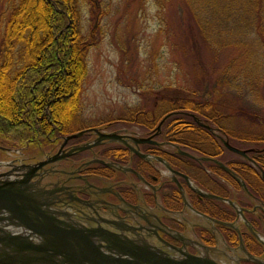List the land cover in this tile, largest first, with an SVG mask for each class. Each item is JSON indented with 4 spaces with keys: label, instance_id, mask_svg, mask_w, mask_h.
<instances>
[{
    "label": "flooded vegetation",
    "instance_id": "obj_1",
    "mask_svg": "<svg viewBox=\"0 0 264 264\" xmlns=\"http://www.w3.org/2000/svg\"><path fill=\"white\" fill-rule=\"evenodd\" d=\"M169 111L174 112L168 116H189L208 132L211 139L202 142L194 131L191 133L197 137L188 138L192 142L184 137H168L166 131L169 129L165 127L162 130L168 116L156 127L166 112L155 118L147 128H140L141 131L120 127L100 128L92 124L78 129L81 130L78 136L67 138L66 143L70 146L91 143L97 131L114 132L144 156L132 151L120 140L105 138L96 145L87 146L79 152L80 156H75L78 152L73 151L70 157H64L65 161L78 160L77 163H68L67 166L62 162L60 167H43L38 161L44 162L46 158L36 160L30 165H19L17 171L16 166L14 170H10L11 167L1 170L0 183L6 179L26 177L39 205L49 209L63 222L114 233L132 243L161 251L173 259L185 257L186 252L207 257L217 264H230L229 260L237 264H264V147L234 144L232 136L229 140L228 133L223 130V135L220 126L204 115L182 109ZM174 128L181 134L182 129ZM132 137H148L154 142H133ZM226 138L230 144L243 149L244 154L224 146L222 139ZM200 143H209L213 151L201 150ZM116 145L126 148L125 156L103 149ZM69 148L61 147L58 154H65ZM51 155L50 152L46 157ZM95 158L110 161L111 164L94 161ZM190 165L200 169L205 180L197 179L186 168ZM54 170L65 173V177L51 175L41 182L45 171L56 174ZM163 171L167 172L166 175ZM116 174L121 177L116 178ZM206 180L209 184L204 182ZM197 189L216 197L203 195ZM101 238L95 236L97 244L105 243Z\"/></svg>",
    "mask_w": 264,
    "mask_h": 264
},
{
    "label": "rangeland",
    "instance_id": "obj_2",
    "mask_svg": "<svg viewBox=\"0 0 264 264\" xmlns=\"http://www.w3.org/2000/svg\"><path fill=\"white\" fill-rule=\"evenodd\" d=\"M169 1L173 4L171 7L174 11L178 1ZM12 2L16 3L15 0H0V35ZM167 2L168 0L163 1L160 10L153 0H75L77 25L87 47L85 73L80 82V108L72 116L69 131L92 124H97L100 128L120 127L141 131L140 128H147L170 105L178 106V101H187L195 105V114L214 120L220 126L222 134L225 135L223 130L226 131L230 137L228 139H233L234 144L237 142L238 145L254 144L264 147V69L261 75L258 76L257 73L258 78L241 79L238 76L234 80L229 78L228 82L219 79L223 76V67L230 58L237 56L238 50L223 48L210 56L202 50L197 55L188 50H180L183 25L176 15L171 14L172 9L171 12L167 9ZM171 30L174 34L169 33ZM171 40L179 44L177 48H173ZM20 49L19 46H14L6 52L3 47L0 51L1 59L7 57L12 61L9 73L14 72L21 64ZM239 66L235 61L227 75L234 73ZM11 93L12 89L9 87L8 94L0 96L1 108L7 111L11 106L10 101L15 99ZM170 124L174 125L175 121ZM64 135L65 133L55 134L41 144L27 141L16 146L0 145V171L10 167V170H14L19 165L45 158L43 167H60L62 162L67 166L68 163H77L78 160L64 159L74 152L58 154V151L61 153V147H71V144L62 139ZM193 136L196 135H192L187 127L177 137H184L188 141ZM199 148L205 152L213 151L209 143H200ZM83 149L76 150L78 153L75 156H80L79 152ZM50 152L52 155L46 157ZM186 168L197 179L205 180L196 166ZM56 171V174L45 171L41 182L51 175L65 177V173L54 170ZM108 173H111L110 169ZM145 173L149 172L146 170ZM162 173L166 175L167 172ZM115 177L121 176L116 174ZM123 177L128 179L126 175ZM72 182L78 183L75 180ZM204 182L208 183L207 180ZM101 249L106 252L103 247ZM219 259L226 261L225 258ZM229 262L237 264L234 260Z\"/></svg>",
    "mask_w": 264,
    "mask_h": 264
},
{
    "label": "trees",
    "instance_id": "obj_3",
    "mask_svg": "<svg viewBox=\"0 0 264 264\" xmlns=\"http://www.w3.org/2000/svg\"><path fill=\"white\" fill-rule=\"evenodd\" d=\"M163 1L153 0V3L161 10ZM177 1L178 6L173 11V4L168 0L167 9L170 12L172 9L171 14L183 25L180 50L195 55L202 50L210 56L223 48L237 49V56L225 64L219 79L228 82L229 78L234 80L238 76L251 79L257 73L261 75L264 69V0ZM15 2H12L0 35V51L3 47L6 52L14 46L21 48V64L12 73L8 71L10 58L1 59L0 56V96L8 94L10 87L15 98L10 101L9 111L1 108L0 100V143L5 147L27 141L41 144L55 134L69 132L72 116L80 108V82L86 66L87 42L79 32L75 0ZM171 45L177 48L179 44L171 40ZM235 61L240 66L228 76ZM177 104L170 105L166 111H197L195 105L187 101ZM177 120L180 121L170 124ZM165 127L169 129L166 132L170 138L179 135L174 127L182 130L188 127L203 140L211 139L208 132L184 114L168 116L162 130ZM104 150L121 156L127 153L120 145L106 146Z\"/></svg>",
    "mask_w": 264,
    "mask_h": 264
},
{
    "label": "water",
    "instance_id": "obj_4",
    "mask_svg": "<svg viewBox=\"0 0 264 264\" xmlns=\"http://www.w3.org/2000/svg\"><path fill=\"white\" fill-rule=\"evenodd\" d=\"M172 112L164 113L156 127H159L160 122ZM80 132L81 130L68 133L62 139L65 141ZM105 138L110 141L120 140L132 151L144 156L131 144L127 143L121 135L114 132L100 131H97L91 143L86 142L71 146L65 154L97 144L101 139ZM132 141L154 142L148 137H132ZM222 142L228 149L244 154L243 149L230 144L226 139H222ZM178 151L185 155H190L186 151ZM157 158L160 159L159 157ZM200 158L206 157L200 156ZM93 160L103 164H111L110 161L99 158ZM217 162L222 165L221 162ZM41 163L43 162L38 161V164ZM165 165L169 170L173 171L167 163ZM34 167L35 165H33ZM3 173L7 174V172ZM173 180L180 187L174 176ZM197 191L203 195L216 197L198 189ZM0 220L17 223L27 228L25 234L5 232L0 235V256L2 257L0 258V264H17L33 260H45L47 262V260L51 261L54 258H58L63 264H201L199 263L201 258H204L205 264H217L207 257H200L186 252L184 254L185 257L173 259V257L167 256L161 251L146 245L132 243L125 238L116 236L114 233L97 231L96 229L89 230L67 224L55 217L49 209L39 205L35 198V193L30 190L26 177L22 179H6L0 183ZM95 236L102 237L101 239L105 243L101 244V246L108 251H114L116 255L111 256L108 252L101 250L100 245L96 243ZM30 237L35 238L36 241H32ZM7 258L8 261H6ZM126 258L130 259L127 260Z\"/></svg>",
    "mask_w": 264,
    "mask_h": 264
},
{
    "label": "bare ground",
    "instance_id": "obj_5",
    "mask_svg": "<svg viewBox=\"0 0 264 264\" xmlns=\"http://www.w3.org/2000/svg\"><path fill=\"white\" fill-rule=\"evenodd\" d=\"M1 145V143H0ZM3 145V144H2ZM27 231V228H24L22 226H20L19 224L17 223H12V222H9V221H5V220H0V235L4 234L5 232H9V233H18V234H25V232ZM98 245H100V248L102 247L101 244L99 243ZM83 252V251H81ZM109 255H113L115 256L116 253L112 254V253H109ZM127 256V255H126ZM121 259V258H119ZM125 259V258H124ZM127 260L130 259V258H126ZM116 260V259H115ZM8 261V258L7 260ZM17 262V261H16ZM201 264H205V260L203 258L200 259V262ZM10 264V263H9ZM17 264H22L21 262L17 263Z\"/></svg>",
    "mask_w": 264,
    "mask_h": 264
}]
</instances>
